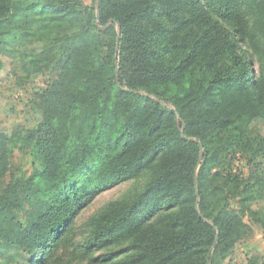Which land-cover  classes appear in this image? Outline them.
Wrapping results in <instances>:
<instances>
[{
	"label": "trees",
	"instance_id": "obj_1",
	"mask_svg": "<svg viewBox=\"0 0 264 264\" xmlns=\"http://www.w3.org/2000/svg\"><path fill=\"white\" fill-rule=\"evenodd\" d=\"M97 3L0 0V53L2 39L23 29L26 41L50 43L37 65L51 67L57 50L69 71L60 87L42 94V120L24 138L33 174L4 191L0 247L31 256L45 251L101 191L156 164L136 200L115 203L98 221L88 247L129 242L133 255L125 264H216L251 232L231 200L246 209L264 198V73L249 68L252 49L264 40V0ZM37 6L48 22L36 32L32 24L43 20L31 13ZM157 11L171 36L178 33L166 52L180 53L172 65L161 62L167 48L156 47L163 40L151 28ZM101 33L113 42L104 43ZM179 85L186 91H171ZM229 152L246 156L251 178L224 168ZM214 177L216 184L202 189ZM26 207L23 224L17 214ZM250 214L264 233V221Z\"/></svg>",
	"mask_w": 264,
	"mask_h": 264
},
{
	"label": "rangeland",
	"instance_id": "obj_2",
	"mask_svg": "<svg viewBox=\"0 0 264 264\" xmlns=\"http://www.w3.org/2000/svg\"><path fill=\"white\" fill-rule=\"evenodd\" d=\"M29 4L31 0H28ZM89 7L98 6L97 0H83ZM196 4L198 9L199 4ZM36 5V3H35ZM194 7V9H195ZM29 8V7H28ZM43 6L35 7L31 13L41 14L43 20L38 17L39 25L32 24L36 32L46 26L48 20H44L48 15H43ZM161 12L157 11V19H153L154 25L152 30H157L162 34V39L156 42L158 51L162 50L161 62L165 65H172L180 53L177 52L172 56H166V52L175 43L178 33L171 36L170 25H164L161 21L164 18L160 16ZM186 15H190L186 12ZM193 17H191L192 19ZM41 19V20H40ZM36 24V25H35ZM42 24V25H41ZM99 25V21H96ZM201 23L194 24V32H201ZM111 23L107 26L110 27ZM188 24L187 26H189ZM167 27V31L161 29ZM23 29L14 31V37L5 36L2 39V52L0 53V207L3 203L4 191L9 187L22 183L30 178L33 174L31 164V153L29 148L24 147V138L31 135L35 127L41 122L43 117V99L42 94L50 89H57L62 85L67 71V56L59 55L55 50L53 53L56 58L51 67L45 68L37 65V61L43 58L50 48L49 42L45 39L36 38L34 41H26V33ZM28 29L27 31H30ZM180 38L185 35H178ZM104 43L113 42L112 37L101 33ZM165 39V40H164ZM257 42L258 47L252 49L254 57L253 63L249 65L253 75L258 71L264 73V55L259 56L260 51H264V40ZM174 40V41H173ZM74 44V43H73ZM73 44L70 46L73 48ZM75 45V44H74ZM246 49L245 45H242ZM59 59V60H58ZM58 60L57 62H55ZM171 91H186L185 85L173 86ZM142 96L147 93L140 92ZM259 132L264 136V121L258 123ZM220 144V142H217ZM214 144L213 149H215ZM229 167L231 171L240 178H251L250 166L246 156L241 153H228L224 168ZM157 165L146 170L136 178L120 182L101 191L94 200L87 203L74 217L69 220L68 227L57 241L49 243L45 251H38L31 256L26 251L9 249L8 251L0 247V264H89L95 259L106 260L100 264H125L127 259L133 255L129 242H122L106 250L89 248L88 242L93 235L96 224L103 219L105 213L115 203H131L144 191L147 184L153 179ZM218 168V167H216ZM214 169V168H212ZM219 169V168H218ZM253 169V168H252ZM213 175L219 172L213 170ZM200 167L197 168V174L201 176ZM206 178H208L206 176ZM218 178L211 179L203 184L202 189L211 187L216 184ZM211 183V184H210ZM239 198L231 200V208L237 212V215L250 226L251 232L248 237L237 241L233 248L226 256H216V264H264V233L260 224L254 219L250 211L255 212L257 219L264 221V198L247 204L243 209L239 204ZM8 202V201H7ZM28 208L17 214L18 220L25 224L28 215ZM216 211V210H215ZM6 224V223H5ZM8 226V222H7ZM7 234L4 235L6 238ZM0 236V245L3 243ZM5 250V251H4Z\"/></svg>",
	"mask_w": 264,
	"mask_h": 264
},
{
	"label": "water",
	"instance_id": "obj_3",
	"mask_svg": "<svg viewBox=\"0 0 264 264\" xmlns=\"http://www.w3.org/2000/svg\"><path fill=\"white\" fill-rule=\"evenodd\" d=\"M98 13H97V20L99 21V16H100V12H99V7H98V11H97Z\"/></svg>",
	"mask_w": 264,
	"mask_h": 264
}]
</instances>
